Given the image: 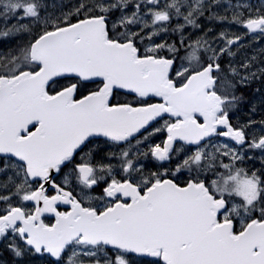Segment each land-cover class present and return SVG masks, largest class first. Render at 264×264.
<instances>
[{"label":"snow or ice","instance_id":"obj_1","mask_svg":"<svg viewBox=\"0 0 264 264\" xmlns=\"http://www.w3.org/2000/svg\"><path fill=\"white\" fill-rule=\"evenodd\" d=\"M262 45L264 0H0V264H264Z\"/></svg>","mask_w":264,"mask_h":264},{"label":"flooded vegetation","instance_id":"obj_2","mask_svg":"<svg viewBox=\"0 0 264 264\" xmlns=\"http://www.w3.org/2000/svg\"><path fill=\"white\" fill-rule=\"evenodd\" d=\"M221 29L220 28H216V31L218 32V31H220ZM231 31H233V32H237V34H241L242 33V29H237V28H235V27H233L232 29H231ZM246 41H248V40H245V43H246ZM98 83V82H97ZM97 85L96 84H93V83H89L88 84V89H94L95 87H96ZM77 98H79V97H77ZM118 99H120V100H123L124 99V94H123V92L120 94V96L118 97ZM150 102H157V100H155V99H153V100H151ZM167 118V117H166ZM161 123H163V121H161ZM166 137V134H161L160 136H158L157 138H155V140H154V142L155 143H159L162 139H164ZM158 163H161V162H157V161H152V164H158ZM167 166V165H166ZM149 168L151 169V170H153V171H156V168H153L152 166H151V164H149ZM161 171H162V169H161ZM166 178H169V177H166ZM181 181H183L184 179H180ZM59 210L60 211H64V210H67L64 206H60L59 207Z\"/></svg>","mask_w":264,"mask_h":264},{"label":"rangeland","instance_id":"obj_3","mask_svg":"<svg viewBox=\"0 0 264 264\" xmlns=\"http://www.w3.org/2000/svg\"><path fill=\"white\" fill-rule=\"evenodd\" d=\"M246 43H248V41H246ZM262 46H264V45H262ZM150 170H151V169H150ZM152 171H153V170H152ZM180 179H185V177H184V176H181Z\"/></svg>","mask_w":264,"mask_h":264},{"label":"water","instance_id":"obj_4","mask_svg":"<svg viewBox=\"0 0 264 264\" xmlns=\"http://www.w3.org/2000/svg\"><path fill=\"white\" fill-rule=\"evenodd\" d=\"M63 206L68 207V206H66V205H63ZM46 215H48V214H46ZM48 216H50V215H48Z\"/></svg>","mask_w":264,"mask_h":264}]
</instances>
